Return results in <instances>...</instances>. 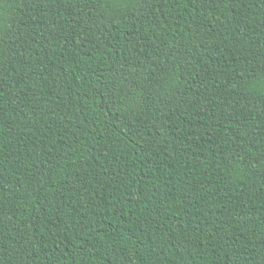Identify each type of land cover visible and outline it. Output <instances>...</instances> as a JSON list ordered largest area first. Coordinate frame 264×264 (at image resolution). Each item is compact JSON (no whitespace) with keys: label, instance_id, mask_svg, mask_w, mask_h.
Here are the masks:
<instances>
[{"label":"trees","instance_id":"16d2710c","mask_svg":"<svg viewBox=\"0 0 264 264\" xmlns=\"http://www.w3.org/2000/svg\"><path fill=\"white\" fill-rule=\"evenodd\" d=\"M0 264H264V0H0Z\"/></svg>","mask_w":264,"mask_h":264}]
</instances>
